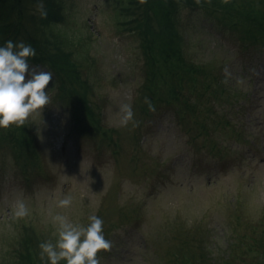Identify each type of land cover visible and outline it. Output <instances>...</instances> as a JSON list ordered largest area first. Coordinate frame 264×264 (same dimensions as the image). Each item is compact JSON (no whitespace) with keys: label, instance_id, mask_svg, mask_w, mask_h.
<instances>
[{"label":"rangeland","instance_id":"1","mask_svg":"<svg viewBox=\"0 0 264 264\" xmlns=\"http://www.w3.org/2000/svg\"><path fill=\"white\" fill-rule=\"evenodd\" d=\"M61 2L67 17L59 27L69 36L79 68L83 71L94 62L91 67L95 65L100 76L88 94L94 104L92 112L99 115L98 120L101 114L105 130L115 132L107 141L101 135L85 136L71 130L77 122L57 105L62 100L69 106L61 97L65 91L56 73L47 64L42 63L44 68L29 64L30 70L52 73L54 81L45 89L51 102L25 123L33 139L35 163L40 165L31 175L19 171L16 154L3 136L7 130H0V264H23L21 254L28 250L39 257L40 243L55 242L57 226L52 218L57 214L85 226L89 215L103 220L104 236L112 247L98 254L100 264H174L171 260L178 241L198 230L209 236L211 258L217 264L218 259L228 264L233 252L240 260L243 248L232 243L234 236H259L264 231V54L245 55L248 61L243 65L240 54L226 62L223 75L238 79L235 89L241 92L238 102L229 97L234 88L226 95L232 106L229 112H238L236 132L216 126L212 134L215 147L200 148L202 137L178 125L173 108L160 106L141 126L132 109L133 121L119 126L120 105L132 107L138 96L139 81H135L140 61L131 66L126 51L127 43L135 46L132 38L125 43L110 30L114 28L113 0ZM185 22L193 28L192 53L198 60L210 51L236 50L227 36ZM88 29L94 32L90 47L84 42ZM37 47L48 52L50 59L58 58V48ZM34 50L31 58H39L40 51ZM223 105H218L220 112L228 108ZM68 131L73 134L71 139L66 138ZM134 134L142 146L135 161ZM44 151L49 153L46 160ZM22 152L29 150L22 148ZM67 195L72 204L58 208L57 201ZM17 201L29 209L24 218H14ZM230 246L236 247L233 252ZM251 256L259 257L256 248ZM33 264H38L36 258Z\"/></svg>","mask_w":264,"mask_h":264},{"label":"trees","instance_id":"2","mask_svg":"<svg viewBox=\"0 0 264 264\" xmlns=\"http://www.w3.org/2000/svg\"><path fill=\"white\" fill-rule=\"evenodd\" d=\"M38 3H43L46 18L40 17L36 7ZM113 3L114 28L110 30L113 35L124 38L125 43L126 38H132L134 48L126 44L128 63L132 66L140 61L135 81H139L138 96L136 102H132L139 126L152 119L153 113L164 106L174 109L178 125L197 133L196 138L202 137L200 148L215 147L212 134L216 126H221L226 132H236L234 121L238 112H229L232 106L226 95L234 88L233 95L229 97L238 102L241 92L237 93L235 89L238 79H227L223 72L232 55L235 59L240 54V65H243L244 61L247 63L248 55L264 54V0H229L228 4L221 0H200V4L195 0H145L144 3L140 0H113ZM66 17V8L61 0H0V46L11 40L14 44L24 42L40 51V57L33 60L49 65L56 73L58 84L65 91L61 97L69 106L62 100L57 105L69 111L73 123L77 122L71 130L85 136L101 135L111 141L115 130L104 129L101 114L98 120L99 115L92 112L94 104L88 101V94L93 92V84L100 76L95 65L91 67L94 62H89L83 71L79 68L69 36L65 28L59 27L65 23ZM186 20L203 25L213 34L227 36L232 46L236 44V50L210 51L205 59L198 60L192 53L190 32L193 28L186 25ZM93 36L90 29L84 35V42L88 41L89 47ZM200 43L204 44L205 39L201 38ZM37 46H49L52 50L58 48V58L50 59L48 52H42ZM242 50L245 51L243 54ZM146 98L154 106V111L149 110ZM223 103L228 108L220 112L218 105L224 107ZM67 133L68 138H72L73 134ZM134 135L133 161L142 147L138 136ZM3 136L16 154L21 173L31 175L39 169L40 165L35 163L33 139L25 125L21 128L13 126ZM22 148L29 152L23 153ZM44 153L48 158L49 153ZM220 155L226 157L224 152ZM260 234L234 236L232 243H239L243 248L244 256L240 259L243 261L233 257L236 247L230 246L233 253L228 264H262L264 231ZM208 237L206 232L198 230L186 239H180L171 261L174 264H217L211 258ZM255 248L259 257L250 258ZM34 258L38 264H45L30 250L21 254L23 264H33ZM217 261L222 264L223 259Z\"/></svg>","mask_w":264,"mask_h":264},{"label":"clouds","instance_id":"3","mask_svg":"<svg viewBox=\"0 0 264 264\" xmlns=\"http://www.w3.org/2000/svg\"><path fill=\"white\" fill-rule=\"evenodd\" d=\"M144 3L145 0H140ZM200 4V0H195ZM228 4L229 0H221ZM40 17L46 18L47 12L43 3L37 4ZM35 55L31 45L24 42L14 44L11 40L0 46V129L7 130L15 126L21 128L31 116L41 113L50 104V96L45 91L53 79L50 71L31 69L28 58ZM149 110L154 111L150 101H145ZM134 113L131 104L120 105L118 124L125 127L133 121ZM72 204L70 195L57 201L58 208H68ZM29 209L23 201H17L14 218H24ZM56 224L55 242L49 240L39 244V258L45 264H100L99 253L109 251L112 247L103 231V220L97 215H89V223L85 225L69 222L64 215L57 214L53 218Z\"/></svg>","mask_w":264,"mask_h":264}]
</instances>
